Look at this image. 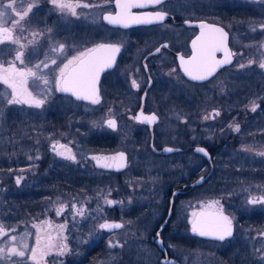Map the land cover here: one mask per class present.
<instances>
[{"label": "flooded vegetation", "instance_id": "obj_1", "mask_svg": "<svg viewBox=\"0 0 264 264\" xmlns=\"http://www.w3.org/2000/svg\"><path fill=\"white\" fill-rule=\"evenodd\" d=\"M8 2L0 0V5ZM71 2L92 6L77 7V14L72 15L67 10L61 12L50 0H17L18 11L28 4L35 6L23 20L11 10L0 19V27L12 29L13 39L19 40V44L7 40L0 44V62L7 66L16 52L23 50L25 64L16 61L17 67L33 68L41 61L49 64V68L41 64L40 69H34L48 77V85L32 78L27 84L33 96L45 101L40 108L8 104L11 89L0 83V225L8 233L0 234V248L24 250L22 242L29 245L25 257L11 256L2 263L22 264L27 260L37 236L33 225H38L42 229L41 247L52 237L55 245L66 244L68 249L59 255L58 247L53 248L42 264H192L183 257H192L191 252L205 244L209 253H216L208 255V264H264V248L246 250L243 244L249 233L254 235L245 229L264 224V204L248 205L236 199L245 206L234 210L237 217L226 201L206 207L217 201L212 197L216 188L212 181L218 179L213 168L219 147L245 142L247 134L263 128L264 69L259 63L264 60V0H163L160 5L132 9L138 14L166 12L163 22L130 23L128 27L102 18L119 11L115 0ZM0 11L4 9L0 7ZM16 20L20 23L13 28ZM201 23L223 28L228 33L226 46L234 55L231 63L199 81L183 71L180 57L192 55V41L200 35ZM107 42L119 45L120 51L115 65L99 79L100 103L56 90L54 77L68 59ZM59 44L65 45L66 55L51 51ZM216 58L223 59L224 53L217 52ZM51 59L57 60L56 65ZM250 60L254 62L249 64ZM167 70L170 73L165 74ZM176 76L182 88L173 101L178 107L158 105L163 87L157 77ZM216 77H251L257 81L253 92L258 95L253 103L257 107L248 119L244 112L247 91L238 90L235 98L239 108L229 109L228 100L218 90H197L196 86ZM132 80L139 88L133 87ZM209 103L218 106L210 116H203L200 107ZM216 112L219 115H213ZM141 113L155 114L157 119L140 122L136 117ZM232 117L238 119L239 137L231 140L225 136L218 147L193 139L199 129L208 127L211 133L209 126L222 129ZM108 119H115L116 129L107 126ZM259 139L264 141L263 133ZM57 143L71 149L76 159L58 155L64 149L54 150ZM196 146H204L211 157L197 152ZM121 152L126 158L122 168H104L92 159ZM105 162L119 164L101 161ZM17 177L21 178L19 184ZM201 198L207 200L190 211V204ZM106 199L117 203L107 204ZM61 205L67 207L57 215ZM73 205L84 215L75 214ZM220 207L234 224L232 236L221 241L192 231L194 212ZM105 221L123 227L100 229L99 224ZM59 225L66 227L61 231ZM12 236L17 239L12 241ZM259 237H264V229ZM109 241H118L123 247H109ZM216 243L225 246L216 251L212 247Z\"/></svg>", "mask_w": 264, "mask_h": 264}, {"label": "snow or ice", "instance_id": "obj_2", "mask_svg": "<svg viewBox=\"0 0 264 264\" xmlns=\"http://www.w3.org/2000/svg\"><path fill=\"white\" fill-rule=\"evenodd\" d=\"M50 2L61 12L67 10L71 12L72 15L77 14V7L87 8L92 6L89 4H73L71 0H50ZM16 3L17 0H9L6 5H0V7L4 9V11H0V19H3L7 15L8 10H11L17 17L20 18V20H23L28 16L32 8L35 6L34 4H28L25 10L18 11L16 8ZM162 3L163 0H115L116 7L119 9V11L116 13V15L108 14L102 18L107 20L110 24L122 25L123 27H128L130 23L151 24L154 22H163L168 15L166 12L155 11L138 14L132 11L133 8H147L149 6H156ZM20 20L13 22V28L16 24L20 23ZM199 27L201 28L200 35L192 41V55L188 59H185L183 56H181L180 60L183 71L191 79L206 80L208 77L213 75L218 67L231 63V57L234 55V53H231L226 46L228 33L225 32L223 28L207 25L204 23H201ZM261 27L264 28V25H261ZM49 31H51V29H49ZM6 40L19 44V40L13 39L12 29L0 27V44L4 43ZM24 47L25 45H20L21 49ZM162 47H167V45H162ZM64 50V44H59L57 47L51 49L52 52L66 55ZM100 50H104L105 54L99 56L95 55V53ZM119 51V45L100 44L96 48L87 49L86 51L81 52L78 56H73L71 59H68L67 63H64L63 67L59 68L58 75L54 77L56 90L60 92H71L76 96L77 99L89 100L93 104L100 103V97L96 88V83L99 79L100 73L104 71L105 68H110L113 65L115 62V56ZM156 51L159 52L160 48H157ZM217 52H223L224 58L217 59ZM24 56L25 52L23 50H19L16 52L14 59L8 62L7 66L0 62V83L7 85V87L11 89V93L7 99L8 104H27L29 106L40 108L43 106L45 101L33 96L32 92L28 90L27 84L29 78H32L34 81H42L44 85H48V77L38 73L36 70L40 69L41 64L44 68H49V64L45 61H41L40 63L35 64L33 68L17 67L16 61H19L21 65L25 64ZM46 59H48L47 56ZM253 62L254 61L250 60L249 64ZM56 63V59H51L52 65H56ZM70 66H73L71 72L66 71ZM145 67H147V65H145ZM240 67L243 68L245 65L241 64ZM259 67L264 69V60L259 63ZM132 85L133 87L139 88V84L136 80H132ZM256 107L257 105H253L251 110L253 112L256 111ZM213 115H219V113L216 112ZM207 118L208 117H205V119ZM136 119L143 123H152L157 119V117L155 114L144 116V114L141 113L136 117ZM106 124L112 129H116L117 127V122L115 119H108ZM234 130L238 132L240 130V126L236 124L234 126ZM57 148L64 149V151H58V155L73 161L76 159L75 155L72 154L71 149L67 148L66 145H59L58 143L53 144V149L57 150ZM166 151H172V149H166ZM197 151L205 152L203 148L197 149ZM205 155H207L206 152ZM259 155L264 156V152H260ZM92 159L95 160L99 166L104 168H110L113 166L122 168L126 166V158L122 152L113 157L93 156ZM102 160L119 161V164L114 165L107 162L101 163ZM20 180L21 178L17 177L16 183L19 184ZM105 202L107 204L117 203L116 201L107 199ZM247 203L251 205L264 204V195L259 197L254 196L249 199ZM218 204L219 201H211L206 207L213 208ZM66 207L67 205H61L58 207L56 209V214L60 215ZM73 209L75 210V214L81 216L84 215L82 209H75V205H73ZM192 215L194 217L192 221V231L194 233H197L200 236H213L221 241L232 235V220L223 214L222 207H220L214 213L207 214V217L203 212L199 214L194 212ZM41 223L48 224V226L51 227V224L48 221H42ZM33 227L37 228L35 246L30 249V255H28L27 260L22 261V264H28V261H31L32 264H42L45 257L51 253L53 248L56 247H58L59 255H63L68 250L66 244H60L59 246L55 245L53 242L54 238L52 237H48V239L44 242V246L41 247L42 237L39 235V232L42 231V229H40L38 225H33ZM58 227L61 229V231H63L66 225H59ZM122 227V224L110 223L108 221L99 224L100 229L108 231ZM0 234L8 235L2 225H0ZM16 239L17 237L15 236L11 237L12 241H15ZM63 239H66V237H63ZM21 246L24 250H19L15 246L8 247L7 250H5V248H0V262L5 261L6 259L10 261L11 256H18L21 258L25 257L27 250H29V245L26 242H22ZM109 247H123V245H120L118 241L115 243L109 241Z\"/></svg>", "mask_w": 264, "mask_h": 264}, {"label": "rangeland", "instance_id": "obj_3", "mask_svg": "<svg viewBox=\"0 0 264 264\" xmlns=\"http://www.w3.org/2000/svg\"><path fill=\"white\" fill-rule=\"evenodd\" d=\"M166 73H170V71L167 70L165 74ZM157 80L159 85L163 87V92L160 93L162 97L165 95V92H168L166 97H161L160 100H162V102H159L158 105L178 107L175 103H173V101L174 99H177L176 95L179 94L178 91L182 90V88H180L178 86L179 84L177 83H181V79L179 80L176 76L157 77ZM255 82L257 81L252 80L251 77H244L243 80H241V77H216L206 85L196 87L197 90L202 91L209 89H213V91L218 90V94L224 98L226 97L228 100L226 103L228 104L229 109H235L236 107L239 108V105L236 104L235 98V96L238 94V90L240 92L241 90L247 91L249 97H247V102L244 103V112L248 113L245 114L248 119L252 113L251 108L253 105H255L253 103H256V97L258 96L253 93L254 90H256ZM180 106H182V104H180ZM217 106L209 103L207 106H201L200 109L204 114L203 116H210L212 109ZM201 111H199V113ZM262 119L263 120L261 123H263V128L261 132L255 130V134H247L246 136L248 139L245 142L239 141L238 143L233 144V146L226 145L225 147H219L217 156L215 158L216 162L213 170L214 174L218 176V179H213L212 181V185H216L215 192L212 193V197H215L217 201H226V206L229 208V211H233L232 213L235 217H237L234 211L236 208H245V206L242 203H239L236 199L243 203H247V201L254 196L259 197L260 195H264V156L259 155L260 152H264V141L259 139L261 133L264 135V117H262ZM217 120L219 119L217 118ZM236 122H238V119H236V117H232V119L229 120L222 129L209 126L210 128L212 127L211 133H209L208 127H205L206 129H199L200 131L198 130L193 139L196 141H207L214 147H218L216 145L221 144L220 142L223 137L226 136L233 140L235 137H239L241 135L240 130L238 132L234 130ZM189 128L191 129L192 126ZM256 136L257 139H254ZM255 174H257L260 180L256 178ZM219 180L224 182L225 186L220 184L218 182ZM225 187L230 188L229 190L226 189L228 192L224 190ZM207 198H201L199 201L196 199L190 204L189 210L193 211L199 206V204L204 203ZM219 202L221 203V201ZM263 229L264 224L258 227V229H252V227L245 229L250 232L253 231L254 235L249 233V236H246L243 239L244 249H258L259 251L264 248V237H259L260 231ZM205 246L203 245L199 249H195V251L191 252L192 257L187 256L185 258L184 256L183 259L190 260L192 264H208V255L213 257L216 255V253L214 251L209 253V251L206 250L208 245L205 244ZM224 246V244H212V247L216 251L223 248ZM0 264L3 263L0 262Z\"/></svg>", "mask_w": 264, "mask_h": 264}, {"label": "water", "instance_id": "obj_4", "mask_svg": "<svg viewBox=\"0 0 264 264\" xmlns=\"http://www.w3.org/2000/svg\"><path fill=\"white\" fill-rule=\"evenodd\" d=\"M102 44H105V45H117V44H114V43H110V42H107V43H102ZM96 48V47H95ZM119 53V52H118ZM118 53L116 54V56H115V62H116V57L118 56ZM105 54V51L104 50H100V51H98L97 53H95V55H104ZM115 62L113 63V65L110 67V68H112L114 65H115ZM110 68H105L104 69V71H102L101 73H100V75H99V79H101V77H102V74L105 72V71H107V70H109ZM72 69V68H71ZM71 69H70V71L69 72H71ZM190 78V77H189ZM208 78H210V77H208ZM98 79V81H97V83H96V88H97V90H99V82H100V80ZM199 81H201V80H199ZM170 148H172V147H170ZM200 148H203L204 150H205V152L207 153V156L208 157H211V155H210V152H209V150L208 149H206L204 146H196V148H194L196 151H197V149H200ZM173 149H175V148H173ZM197 152H199V151H197ZM205 152H200V153H204L205 154ZM217 210H206V209H201V210H199L198 212H196V213H201V212H203V213H205L206 214V217H207V214H211V213H214V212H216ZM223 214L224 215H226V216H228L227 214H226V212H223ZM234 231V224L232 223V235H233V232ZM231 235V236H232ZM202 237H210V238H213V239H216L215 237H213V236H202ZM219 240V239H218Z\"/></svg>", "mask_w": 264, "mask_h": 264}]
</instances>
